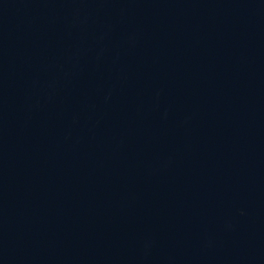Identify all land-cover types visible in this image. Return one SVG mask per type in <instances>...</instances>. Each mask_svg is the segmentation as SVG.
Masks as SVG:
<instances>
[{
    "label": "water",
    "instance_id": "obj_1",
    "mask_svg": "<svg viewBox=\"0 0 264 264\" xmlns=\"http://www.w3.org/2000/svg\"><path fill=\"white\" fill-rule=\"evenodd\" d=\"M0 264H264V0H0Z\"/></svg>",
    "mask_w": 264,
    "mask_h": 264
}]
</instances>
